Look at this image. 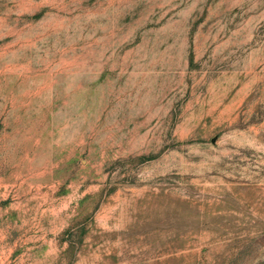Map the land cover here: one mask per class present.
<instances>
[{"label": "rangeland", "instance_id": "1", "mask_svg": "<svg viewBox=\"0 0 264 264\" xmlns=\"http://www.w3.org/2000/svg\"><path fill=\"white\" fill-rule=\"evenodd\" d=\"M0 264H264V0H0Z\"/></svg>", "mask_w": 264, "mask_h": 264}]
</instances>
